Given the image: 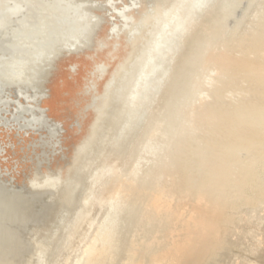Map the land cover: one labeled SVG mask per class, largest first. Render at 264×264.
<instances>
[{
  "label": "rangeland",
  "instance_id": "obj_1",
  "mask_svg": "<svg viewBox=\"0 0 264 264\" xmlns=\"http://www.w3.org/2000/svg\"><path fill=\"white\" fill-rule=\"evenodd\" d=\"M80 1L100 3L87 6L98 18L90 42L71 53L58 52L42 80L43 92L49 95L46 99L51 118L66 124L64 157L55 155L49 159L45 156V160L39 161L43 156L39 154L38 157L29 149L31 142L24 145L18 137L17 153L6 147L8 154L0 157L4 163L1 173L8 172L5 165L8 164L11 175L15 174L17 182L28 184V188L36 169L45 174L51 169H62L65 181L74 179L75 167L83 157L79 147L84 145L86 152L95 150L100 138L96 126L112 99L111 95L104 96L106 82L113 77L119 78L120 64L125 66L143 43L141 36L128 41L124 33L119 34V39L115 34L107 42V28L113 21L120 23L119 19H109V14H115L109 13L111 8L105 4L108 0ZM144 1V8H135L130 14L137 22L144 20L151 24L152 3ZM166 1L156 0L158 5L153 9L158 12ZM114 2L116 8H121L123 3L128 5V0ZM223 24L228 34L225 37L228 56L224 59L225 74L235 70L246 73L264 87V57L252 45L255 36L264 28V0H215L194 29L184 34L174 65L168 61L169 67L166 66L164 73L169 72V79L162 91L154 93L155 99L148 102L145 116L131 134L133 138L129 144L127 141L122 161L119 159L123 152L109 160L94 180L88 208L82 211L89 213L88 220L78 229L76 237L69 233L68 245L54 264H76L87 247L83 264H264V114L256 113L251 124L245 119L240 121L239 130L249 124L255 135L243 137L238 145L214 140L215 133L205 128L211 121L209 118L204 122L195 121L194 129L183 133L181 128L186 127L183 118L187 112L175 117L183 103L191 104L192 97L186 102L178 101L182 84L194 80L196 72L199 73L197 78L205 79L197 64L192 65L194 59L203 56L205 51L215 54L223 51L220 43L224 40L219 27ZM100 26L105 29L98 33ZM96 49L100 54L93 58ZM80 61L88 62L86 69L84 65L79 66ZM103 62L107 72L100 77L97 72L92 75L95 66ZM209 69L205 74L214 76ZM92 81L96 92L88 91L92 89ZM197 91L194 103L199 105L202 89ZM225 93H229L228 98L237 96L234 91ZM94 95L100 97L99 111L88 108ZM203 98L207 99L204 95ZM69 105L73 113L66 112ZM87 109L82 130L72 128L81 112ZM223 112L219 114L216 130L222 131L232 125L231 108L226 106ZM171 119L179 126H175L177 132L164 136V128ZM0 130L4 132L0 134L5 137L4 144L9 145L6 129L0 126ZM14 131L10 132L12 139ZM160 144L164 150L155 152ZM116 206L117 219L104 227L106 235L98 238L104 218ZM60 207L56 204L48 211L39 239L52 237Z\"/></svg>",
  "mask_w": 264,
  "mask_h": 264
},
{
  "label": "bare ground",
  "instance_id": "obj_2",
  "mask_svg": "<svg viewBox=\"0 0 264 264\" xmlns=\"http://www.w3.org/2000/svg\"><path fill=\"white\" fill-rule=\"evenodd\" d=\"M59 1L0 0V118L2 121L4 120L5 125L1 124L4 128L8 127L10 130H14V99H12L11 95L16 93L20 96L26 90L35 92L41 89L42 83L39 84V79L44 71V62L53 55L56 46L63 43L64 47L73 48L81 38L79 34L81 33L82 19L79 18V14L82 12H80L78 5L73 6L71 4L80 0H67L65 19H61L63 8L60 7ZM173 1H171L170 6ZM188 1L185 6L183 5L182 10L179 11L180 15L181 12L185 13L184 17H182V19H185L183 21L180 19L185 25L180 29L178 35L176 34L177 38L169 57L171 66L174 65L178 52H180L179 43L182 42L186 34L194 29L200 17L205 15L215 0ZM8 7L11 8L9 9ZM169 8L164 11L162 18L166 16ZM86 10L89 11L87 8ZM180 15H177V20H179ZM84 20L87 19L84 18ZM219 27L222 32V40H224L220 43L223 51L217 54L212 51H205L203 56L194 59L192 65L197 64V68L203 72L205 79L197 78L199 73L196 72L194 80L192 78L190 81L187 78L188 81L182 84V92L178 96V101L181 99L186 102L192 97L191 104L186 105L187 103H183L182 109L176 113L175 117H181V112H187L183 118L186 121V127L181 128L183 133L185 131L191 132L190 129L195 127V121L204 122L206 118H209L211 121L208 125H205V128H208L211 133H215L212 135L214 140L238 145L243 137H254L255 135V130L252 127H248V125L254 121L253 117L256 113L264 114V87L253 81L252 76L246 73L242 74L236 70L233 72L226 70L229 72L225 74L223 65L224 59L228 57L225 51L227 33H225L226 26L224 24ZM100 28L99 32L105 29L103 26ZM85 31L86 29H82L83 34ZM63 34L66 35L65 41L63 40ZM253 40L252 45H254L255 49L258 48L264 57L262 53L264 49V28ZM236 46L238 47L239 45ZM145 49L146 47H144L142 52H145ZM142 56L133 61L131 68L135 67L137 71ZM212 62L213 67L209 69ZM207 69L213 71L214 76L211 77L205 74ZM169 76V72L165 74L163 70L162 74H159L157 78L154 76L147 78L148 80L144 83L146 94L141 98L143 100L140 106L141 110L135 116L131 134L138 127L142 116H145L148 102L155 99L154 93L162 91ZM227 86L228 88L224 89ZM200 88L202 89L200 95L202 94V97L204 95L207 99H202L200 96V102H204H199V105H197L195 104L197 102L195 91L198 92L197 89L199 90ZM221 89L223 90L220 92ZM231 91H234L237 96L228 98L229 93L225 92ZM226 106L230 107L232 111L231 118L229 117L232 125L222 131L216 130L219 114L224 113ZM129 112L127 110V116L118 122V127L116 126L115 129L113 127L112 136L114 140L108 144L101 159L106 157L113 149L116 150L120 145L116 138L120 137L122 140L128 136L122 134L123 125L128 122L126 118L129 116ZM3 113L5 116H10V119L7 120L2 115ZM243 119L249 124L247 127L243 126L244 128L240 125L241 129L239 130L238 126ZM235 122L238 125H233ZM175 126L177 127L178 124L175 125L174 120H169L164 128V136L171 134L173 131L175 132L178 129ZM131 134L128 144L133 138V136L131 138ZM244 140L247 139L244 138ZM161 146V144L156 148L153 146L155 148L154 151L162 152L164 149ZM126 149L127 145L123 147L121 151L123 153L119 161H122L123 155L127 152ZM107 163V160H93L89 164V171L78 176L79 178L82 176L83 180L80 190L77 191L69 188H55L49 177H44L40 172L35 175L34 179H30L29 188L26 184L21 185L14 182V177L9 176V174L0 173V264H54L68 245L69 233L76 237L79 232L78 229L83 226V222H87L89 213L82 211L88 208L93 171L96 167L105 166ZM108 169L110 168L108 167ZM61 178L63 179L62 176ZM58 186L61 187V184ZM56 204L61 206V211L60 216L54 223L52 237L45 240L39 239L41 227L45 222L48 211L55 207ZM116 210L117 206L111 208L104 218L103 227L100 226L99 228L98 238L104 237L106 233H104L103 228L111 225L117 219ZM87 248L81 261L76 264L85 262Z\"/></svg>",
  "mask_w": 264,
  "mask_h": 264
},
{
  "label": "flooded vegetation",
  "instance_id": "obj_3",
  "mask_svg": "<svg viewBox=\"0 0 264 264\" xmlns=\"http://www.w3.org/2000/svg\"><path fill=\"white\" fill-rule=\"evenodd\" d=\"M171 1L172 0L163 2L160 10L156 12V10L153 9V7L157 8L158 3L156 2V0H149V3L150 2L152 3L150 5V11H149V15H151V18L153 20L151 24H148L144 20L137 22L134 16L130 14V11L135 8H138V10L142 9L145 6L144 0H128V5L126 3H123V6L121 8L115 7L116 2H114V0H108V2L105 3L107 6L111 8V12L109 13L115 14V16L112 15L110 16L109 14V19L111 20L119 19L118 21L120 22V23H117L116 21L112 22L111 27L109 29L107 28V34L105 40L107 42L110 41V39L114 38L115 34H116V39H119L120 38L119 34L124 33V37L127 38L128 41H132L136 39L137 35L141 36L143 43L139 47H137L135 54L126 63L125 66H123L122 63L120 64L119 78L116 80L115 77H113L108 82H106L104 96L111 95L112 99L109 107L106 108L105 112L101 115L103 117L102 121L96 126L97 130L100 133V138L98 143L96 144L95 150L86 152L85 150L86 147L84 145H81L79 147V151L82 153L83 157H81V161L78 164V166L75 167L74 179L67 181H65L64 178L62 179L61 178V176L63 177L62 169L57 171L51 169V171H49V173L47 174H45L44 171L42 170L39 171L38 169H36L35 175L38 172H40L44 177H49V179L53 182L55 188L57 189L69 188L71 190L77 191L80 190L81 182L83 180L82 176H80V178L78 176L80 174H85L86 171L87 172L89 171L88 169L89 164L93 160L109 161L121 153L123 147L126 146L127 141H129L131 130L134 127L135 116L138 115V113L141 110L140 106L141 103L143 102L141 98L142 96H144V94H146L144 83L148 80L147 78H150L152 76L157 78V76H159V74H162V71L165 70L169 61L170 54L173 51V46L177 38V35L180 29L185 25V23L181 22L185 19V18L182 19L185 13L181 12L180 15L179 11L182 10L183 5L185 6V4H187L188 0H174L173 4L170 6ZM71 4L73 6L78 5L80 8V12L83 13V14L82 13L79 14L80 15L79 18L82 19L81 33L79 34V36L81 35V38L79 39L78 44H76V46L73 48H66L63 46V43L58 44L56 46L53 55L44 62V71L43 74L40 76L39 84L42 83L43 77H45L46 71L49 68L48 65L51 63L52 59L56 56L58 52L65 51L71 53L73 51H76L78 48L86 46L88 42H90L91 39L90 34L98 18L89 11H87L86 8L89 5H93V6L100 5V3L97 1H87V2L76 1ZM59 5L60 7L63 8L62 11L63 15L61 13V17H62L61 19L63 18L65 19V15H66L65 9L67 6V0H60ZM168 8H169L168 13L166 14L165 17L162 18L164 11ZM178 14L180 15L179 20L176 19L178 17L177 16ZM84 18H86L87 20H84ZM82 29H86L84 34L82 33ZM98 33H101V31ZM63 35H64L63 40L65 41L66 35L65 34ZM144 47H146L145 52H142ZM99 54H100L99 50L96 49L93 58H96L97 56H99ZM141 55H143L142 60L140 61V66L136 71L135 67L131 68V64L136 58H138ZM87 63H88L87 61H83V62L80 61L79 66L82 67L81 65H84L86 69ZM107 69L108 68L104 62L99 63L95 66L92 75H94L95 72H97L98 76L100 77L101 75L107 72ZM71 71L72 72L75 71L74 67H72ZM90 87L92 89H89L88 90L89 92L91 91L96 92L97 87L95 86L93 81ZM112 88L113 90H111ZM47 96L49 95L46 92H43L42 84H41V89H39L38 91L32 92L31 90L30 91L26 90L22 92L20 96L17 95L16 93H14V95L13 94L11 95L12 99H14V130H15L14 136L15 137L14 139H12L10 135V132H12V130H10L8 127L5 128L6 133H8L7 140H9V145L7 144L5 145L4 144L5 137L0 136V141L4 145L3 147L1 146L2 144H0V157L3 155V153L8 154L6 147H11L13 153L14 154L17 153L18 145L16 144L17 142L16 137H18L19 141H22L24 145H26L28 141L31 142L29 149L33 150L34 154L37 155L38 157L39 154L43 156L42 158H39V161L44 159L45 156H48L49 159L55 155L64 157L65 155L64 150L66 144L62 138H64V136L68 133L65 127L66 124H64L65 121L63 122L57 121L51 118L49 114L50 108L47 107L49 103V101L46 99ZM73 98L74 100H77L76 96H74ZM99 101H100V97L98 95H94L93 100L90 103L91 105H89L88 108H95L97 111H99L97 105ZM127 110L128 112L130 110V112L128 114L129 116L126 118L128 119V122L126 123V125L125 124L123 125L122 135H128V136L124 137L122 140L120 139V137L116 138L117 142H120V145L116 148V150L113 149L106 157L101 159V157L105 153L104 150L107 148L108 144L114 140L112 136L113 127L115 129L118 122H120L122 119H124L127 116ZM66 112L73 113V110L71 109L70 105L69 108H67ZM87 115H88V109L84 113L81 112L78 119L73 123L72 128L75 127L78 128L79 131H81L82 123L84 122L83 119H85L84 117ZM5 117L7 120L9 119L7 116ZM1 124L5 125L4 120L0 121V126ZM1 133H4L3 130H0V134ZM6 162L8 163V160H6ZM3 164L4 163H1L0 161V173L2 171L1 168ZM5 165L8 171L7 174H9V176L14 177V182H17V178L14 176L15 174L13 173L14 175H11L12 173L10 171V167L8 166V164ZM16 165L17 166H15V168L18 169L17 168L18 164L16 163ZM103 168L104 165H102L101 167H96L94 169L93 181L91 183L90 189L92 188L94 180L96 179V177L98 176L100 171H102ZM59 184H61V187L58 186ZM26 186L28 187V184H26Z\"/></svg>",
  "mask_w": 264,
  "mask_h": 264
}]
</instances>
